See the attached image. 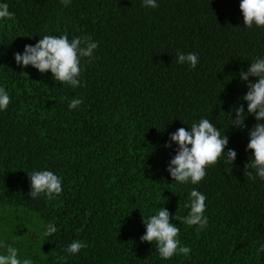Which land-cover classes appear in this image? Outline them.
<instances>
[{
	"label": "trees",
	"instance_id": "1",
	"mask_svg": "<svg viewBox=\"0 0 264 264\" xmlns=\"http://www.w3.org/2000/svg\"><path fill=\"white\" fill-rule=\"evenodd\" d=\"M0 0V87L10 96L0 110V243L33 264H264V180L245 176L253 150L247 128L231 126L233 109L247 101L239 73L264 58V26H244L240 0ZM98 42L82 58L83 87L56 81L49 70L18 65L15 53L43 36ZM196 53L195 68L177 53ZM256 80V77H250ZM83 101L75 109L71 100ZM232 113V115L230 114ZM233 116V117H232ZM202 118L229 137L237 152L230 172L222 156L197 184L168 172L177 145L171 133ZM226 155V153H225ZM62 178L54 200L29 197L28 172ZM253 174L255 175V170ZM206 196V228L175 220L186 216L189 193ZM180 228L187 256L162 259L155 242L141 241L145 218L160 207ZM57 231L45 236V226ZM74 240L87 243L77 254ZM5 252L0 248V254Z\"/></svg>",
	"mask_w": 264,
	"mask_h": 264
},
{
	"label": "clouds",
	"instance_id": "2",
	"mask_svg": "<svg viewBox=\"0 0 264 264\" xmlns=\"http://www.w3.org/2000/svg\"><path fill=\"white\" fill-rule=\"evenodd\" d=\"M67 7L70 0H61ZM145 7H158L156 0H143ZM240 10L243 14L244 26L251 28L264 26V0H240ZM14 13L10 12L7 3H0V19H10ZM98 47V42L89 36H77L69 40L67 34L62 36H43L35 45H25L24 51L15 53V61L18 65L34 66L41 73L49 70L56 81L71 85L73 88L83 87L80 76L82 72L81 59L92 58L93 50ZM177 62L189 64L195 68L199 62L196 53H177ZM239 76L247 82L248 91L241 97L247 101V112L241 103L233 109L235 117L231 126L247 128L246 116L252 114L257 123L248 131L250 137L246 150H253L250 160L245 164L244 174L247 178L255 180L258 176L264 180V58L257 57L251 61L247 70H241ZM250 77H256L251 80ZM10 103L8 92L0 87V110H7ZM83 101L79 98L71 100L70 109H75ZM232 115V113L230 112ZM247 114V115H245ZM175 142L177 148L175 155L168 164V172L174 181L178 183L197 184L206 176V167L215 165L224 156V163L228 170H233V161L237 152L228 148L229 137L226 132L222 135L218 127L209 119L202 118L192 123L190 130L184 127L171 133L166 147L171 148ZM226 153V155H225ZM255 170V175L253 171ZM31 189L29 197L37 198L41 194L48 200H54L62 193V178L51 170L28 172ZM206 196L193 188L189 193V203L185 207L190 208L186 216L175 215L174 219L188 226H198L197 231L207 227L208 217L204 215ZM173 216L166 207H160L158 212L147 218L143 216L146 225V233L140 237L144 242H155L156 249L162 259H170L175 254L187 256L191 248L181 245L177 239L180 228L172 222ZM57 231L53 223L45 226L44 235L51 236ZM87 243L81 240L72 241L65 251L69 254H77L86 248ZM0 248L5 252L0 254V264H33L30 258L21 261L18 258V249L6 243H0ZM264 252V244L257 249V255Z\"/></svg>",
	"mask_w": 264,
	"mask_h": 264
}]
</instances>
